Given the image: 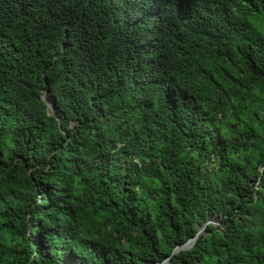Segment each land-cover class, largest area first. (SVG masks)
Segmentation results:
<instances>
[{"label":"trees","instance_id":"16d2710c","mask_svg":"<svg viewBox=\"0 0 264 264\" xmlns=\"http://www.w3.org/2000/svg\"><path fill=\"white\" fill-rule=\"evenodd\" d=\"M0 264H264V0H0Z\"/></svg>","mask_w":264,"mask_h":264},{"label":"water","instance_id":"95a60500","mask_svg":"<svg viewBox=\"0 0 264 264\" xmlns=\"http://www.w3.org/2000/svg\"><path fill=\"white\" fill-rule=\"evenodd\" d=\"M43 101L46 103L47 105V108L50 110V112L52 113L53 116H56V100L54 98H51L49 92L46 90L44 92V95L42 97ZM58 121L60 122V120L58 119ZM215 220V218L211 219V220H208L205 224L206 225H209V224H213V221ZM204 230H205V227H201L198 229V232L197 234L189 239L186 243H184L183 245L181 246H178L174 249L173 251V254H176L178 253L179 251H182V250H187V249H190L194 244L195 242L197 241L198 237L204 233ZM167 261H165L164 263H167Z\"/></svg>","mask_w":264,"mask_h":264},{"label":"rangeland","instance_id":"374dc122","mask_svg":"<svg viewBox=\"0 0 264 264\" xmlns=\"http://www.w3.org/2000/svg\"><path fill=\"white\" fill-rule=\"evenodd\" d=\"M213 223H214V225H219L220 223H219V221H218V219H215L214 221H213Z\"/></svg>","mask_w":264,"mask_h":264}]
</instances>
